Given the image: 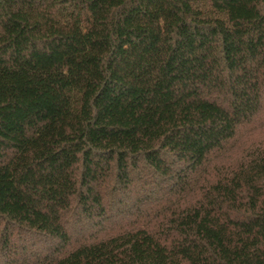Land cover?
<instances>
[{
  "label": "trees",
  "instance_id": "1",
  "mask_svg": "<svg viewBox=\"0 0 264 264\" xmlns=\"http://www.w3.org/2000/svg\"><path fill=\"white\" fill-rule=\"evenodd\" d=\"M262 131L264 0H0V264H264Z\"/></svg>",
  "mask_w": 264,
  "mask_h": 264
},
{
  "label": "rangeland",
  "instance_id": "2",
  "mask_svg": "<svg viewBox=\"0 0 264 264\" xmlns=\"http://www.w3.org/2000/svg\"><path fill=\"white\" fill-rule=\"evenodd\" d=\"M264 144V131L261 133H256L255 135H252L250 138H248L243 146L250 147L252 144ZM240 155L237 153L236 155L233 156L232 161L234 162L236 159H239Z\"/></svg>",
  "mask_w": 264,
  "mask_h": 264
}]
</instances>
